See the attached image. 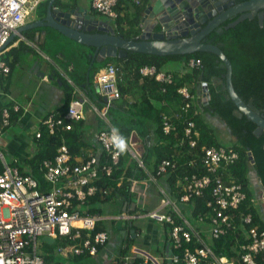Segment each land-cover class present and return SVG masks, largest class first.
<instances>
[{
  "label": "built area",
  "instance_id": "1",
  "mask_svg": "<svg viewBox=\"0 0 264 264\" xmlns=\"http://www.w3.org/2000/svg\"><path fill=\"white\" fill-rule=\"evenodd\" d=\"M131 1L136 5L142 3V0ZM41 2L42 0H0V48L9 42L13 33L26 24L27 17ZM118 2L119 0H91V5L96 12L110 21H115L118 18L116 10ZM5 49L0 51V55ZM189 65L198 67L202 65V61L191 59ZM8 72L10 66L1 59L0 76ZM141 73L155 76L157 80L166 84L173 82L172 75L167 70L157 72L155 67H144ZM123 81L122 67L108 63L94 75L96 94L103 98L102 107L93 100L90 101L78 89L79 94L71 100L65 114L56 115L52 112L43 120L51 134L73 130V122L84 119V106L89 103L91 110L99 114L108 125L103 130L91 133L94 145L100 146V153L91 151L83 161L74 163L73 160L77 156L72 154L70 146L64 141L59 145L56 156L43 162L42 183L31 174L21 172L17 167L6 166L0 171V264H46L44 248L49 246L44 239L46 236L60 244V252L67 250V254L71 252L73 255L87 253L94 256L107 244L110 238L107 230L84 234L85 230L93 232L103 218L100 214L83 213V207L89 197L98 192L104 195L107 193V188L101 187L99 181L101 182L103 177H111L121 162L123 152L115 147L113 138L124 137L112 125L108 112L114 102L121 97L120 83ZM179 93L187 100L184 106L182 105V110L188 111L193 106L195 95L187 87L179 88ZM164 116V132L170 134L177 131V125L172 124L165 113ZM10 117L9 110L4 109L2 128L10 125ZM194 128L195 122L188 121L185 136L191 147L197 145ZM35 135L41 137V131ZM124 140L127 145L124 152L128 160L120 179L126 178L131 183L130 191L136 194L138 199L146 194L150 185L156 186L162 198L153 209L141 213L136 212V209L134 212L128 210L118 219L133 221L148 218L169 224L171 230L168 250L171 252L172 247L177 252L174 251L166 257L168 264H257L255 256L264 253V231H259L256 227L249 229L245 242L240 245L242 254L238 263L232 262L225 255L216 254L213 250L215 239L236 228L231 211L237 209L247 196L243 184L234 180L227 183L225 180L227 170L240 158L232 146L203 147L201 160L206 173L201 174L199 168L195 172L183 173L175 185L182 190L181 196H177L176 199L175 196L168 195L159 180L163 177L167 179L170 172H175L179 168V163L163 159L153 172L145 163L143 158L145 145L136 133L132 132L129 139ZM185 141L183 138L181 143ZM102 156L106 158L105 162L102 161ZM133 160L138 168L147 174L146 177L141 179L134 176L126 177V171ZM194 163L192 160L186 165L191 166ZM141 184L146 188L140 190L138 186ZM207 189L211 191L207 207L212 211L208 222L209 240L196 231L190 220L191 217H195L198 222L203 223L206 222L205 216L198 214L188 217L179 206V203H187L195 197H202ZM252 219V213H248L244 215L242 221L251 223ZM193 237H196L198 243L194 247L191 245ZM145 255L141 264H156L155 259Z\"/></svg>",
  "mask_w": 264,
  "mask_h": 264
},
{
  "label": "trees",
  "instance_id": "2",
  "mask_svg": "<svg viewBox=\"0 0 264 264\" xmlns=\"http://www.w3.org/2000/svg\"><path fill=\"white\" fill-rule=\"evenodd\" d=\"M62 1L63 0H55V4L59 5ZM122 1L123 0H119L116 7L118 12V18L116 19L117 30L120 34L122 33L125 38H136L141 32L139 27V14L148 0H142V5H136L131 0H126L124 2L126 7L134 8L136 14L134 13V15H131L126 13L125 16H121L119 12ZM48 3L49 0H44L40 5H45L46 9ZM138 7L140 9L137 10ZM230 21L232 20L227 22ZM125 29L127 32L124 34ZM204 41L216 44L222 48L232 62L233 84L237 93L247 104L264 114V20L263 23H261L258 16L252 19H246L238 23L235 27L226 29L222 32H218L217 30L213 31ZM85 50L84 48L78 49L73 53L74 58L68 57V62L73 63V72L75 70L72 75L73 81L75 83L77 82L78 85L81 84L82 82H80L78 78L83 76V70L85 69V75L82 80L86 81L87 75L89 78L85 91L89 94L93 93L95 99L92 100L96 102L99 107H102L103 98L95 95L96 89L94 88L93 90L91 85L92 78L99 69L108 63H115L122 67L124 70V81L120 83L121 97L116 100L109 109L108 115L110 121L124 138L129 139L132 132H135L137 137L144 143L145 151L143 158L149 170L155 172L158 164L163 159L175 160L180 164L175 172L169 173L166 180L169 187L172 190L176 189L178 194L174 195L170 193L171 197L181 196L182 190L180 187H175V185L179 182V179L182 178L185 171L193 172L197 171V168H199L201 174L206 173V169L202 167L203 163L201 160L203 147L220 145L214 129L207 126L202 115L197 111V106H194V101H192L193 106L190 107L188 111L182 110V105L184 106L187 100L179 93V88L187 87L190 92L195 95L194 100L198 99V102L206 112L215 114L220 119L223 127L230 130L235 139L232 147L239 153L240 158L235 164L230 166L227 173H232V176H228L226 173L225 180L229 183L232 177L235 182L243 184L247 196L237 209L231 211L233 213L236 228L228 231L226 235L215 239L213 250L216 254L225 255L232 262L238 263L242 254L240 245L245 242L249 229L256 227L259 231H264V216L253 204L252 199L255 194L250 189L251 180L249 176L250 170H253L258 177L262 178L264 184V132L258 134V132H256L257 124L248 119L246 115L240 114L236 104L229 97L226 89L227 69L222 59L218 55L210 52L159 56L130 51L124 58L107 57L104 60V64L98 62L92 64V55H90V51L83 53ZM92 50H94V48ZM1 57L2 55L0 56V60L5 59ZM191 59H201L202 65L198 67L190 66L189 62ZM173 61L181 62L183 66L181 71L171 68V63ZM144 67H155L157 72L163 70L169 71L172 75L173 82L171 84H166L163 81L157 80L155 76L143 75L141 69ZM10 72L7 74H10ZM75 76H78V78ZM60 82H63V84L65 83L69 88L65 104L60 107V112L65 114L73 98V88L71 84L63 78H60ZM203 83H207L209 86L211 94L209 106L204 105L202 102L201 92ZM160 102H164V104L162 105ZM164 113L169 116V121L172 124L177 125V131L170 134L164 132ZM188 121L195 122L193 133L194 137L197 139L196 147H191L188 138L185 136V128ZM8 126L3 128L5 129ZM102 126L103 128L108 127L105 126L104 123ZM43 128L41 137H37L40 143H43V149L40 150L35 158L39 161H43L45 158L53 159L57 154L59 145L62 143L58 134L51 135L45 125ZM81 133L79 128L77 127L76 129L75 126V129L67 131L65 134L68 139L67 144L70 146L73 154L77 152L80 145L78 137ZM149 136H151V139L148 142ZM183 138H185L186 141L182 144ZM87 145L92 146L91 143H87ZM249 151L253 152L254 164H251V159L248 155ZM182 152L183 154H180ZM193 156L194 158H192ZM101 159L104 162L106 161L104 156H102ZM127 160L126 152H123L118 169L115 168L111 177H103L101 178V182L99 181L101 187L107 188V193L104 195L98 192L96 195L88 198L87 204L89 203V205H92V203L104 202L110 197L119 196V199L126 209L133 208L135 203L132 200L134 197L130 191L131 183L127 180L125 182L123 181L124 183L121 186L117 185ZM192 160L195 161V163L190 167L187 166L186 163L188 161L192 162ZM193 166H195V168ZM189 168L192 169L188 171ZM21 172L27 173L23 170ZM128 174L137 179L147 176L142 169L138 168L135 160L130 163ZM34 177H37L36 179L42 183V177L39 178V176L35 174ZM210 198L211 191L207 189L202 197H195L191 200V204L194 208V215L203 214L206 218V223L209 222L212 214L211 209L207 207V202ZM95 209L96 208L93 210ZM248 213H252V222L243 223L242 219L244 215ZM130 224L132 229L135 228L132 225V221ZM103 229L104 227L100 223L96 227L95 232ZM129 231L131 232V230ZM126 234L125 249H129L130 244L133 243L132 236L135 233L129 234L127 232ZM191 245L192 247L198 245L196 237H193ZM174 251L175 250L171 247V252ZM45 258L46 264H51L53 262L52 256L49 253L45 255ZM255 258L257 264H264V253L257 254Z\"/></svg>",
  "mask_w": 264,
  "mask_h": 264
},
{
  "label": "crops",
  "instance_id": "3",
  "mask_svg": "<svg viewBox=\"0 0 264 264\" xmlns=\"http://www.w3.org/2000/svg\"><path fill=\"white\" fill-rule=\"evenodd\" d=\"M125 1L126 0H123L120 5L121 8L119 9V12L121 16H125L126 13H129L131 15L132 14L134 15V13L136 14V10H134V8L126 7V4L124 3ZM148 1L146 2L148 3ZM140 5H142V3ZM57 6H64L66 10L80 7L82 9H85L89 14L96 15L98 19L109 20L105 16L99 14L93 9L91 5V0H63L62 3ZM138 9L140 8L138 7L137 10ZM32 14L33 13H31L27 17L26 24L39 20V19H35L34 17H31ZM113 26L116 29L117 33H120L117 30V24ZM32 29L33 28L26 30L27 32L26 31L23 32L21 36L16 35L7 45L4 52L1 54L2 55L1 58H5L4 60L10 66L11 72L10 74L7 73L1 74V79H0V130L2 129L1 130L2 132L0 134V171L3 170L6 166L17 167L21 171L23 170L28 174H32L33 177L34 174L36 176H39V178L42 177L43 180L42 166L46 158L43 161H39L35 159L38 153L40 152V150L43 149V143L42 144L40 143V140L37 139L35 134L38 131L42 132V130L44 129L43 120L50 113L53 112L56 115H62V112H60L61 111L60 107L64 106L65 104L66 95L69 88L65 85V83L63 84V82H60V78H63L64 80L69 82V84H71L73 88L72 100L77 97V95L79 94V90L83 92L90 101H92V97L87 91H85V88L87 87L89 80L88 75L86 81L82 80L85 75V71H86L85 69L83 70V76L81 78L75 76L76 78L80 79V82L82 83L78 85L77 82L76 84L73 81L72 75L75 72V70L73 72V63L68 62V57L74 58V54H73L74 51L73 50L70 51V49L68 48L69 51L71 52L68 54L64 50H59L60 47H57V49H55L54 46V43L59 39H68L70 41H75V40L65 36L64 34H62L61 32H59L54 28H53L54 30L49 28L48 30L42 31L40 28L37 27L36 29L39 30L30 31ZM126 32L127 31L125 29L124 34ZM56 34L58 35L57 37ZM44 46L50 49L51 53L48 55L51 56L52 59V61L46 63H43L45 61L42 60L41 58L42 55L40 53L41 50L42 51L44 50L43 49ZM89 49L90 48L86 49L83 53L90 51V55H92L94 50H92L91 52V49L90 50ZM44 53H46L47 55V52ZM30 55H31V59L34 60V62L27 63L26 61H24V58L27 57L28 59H30ZM62 57L66 58V60H63ZM33 63H35V65L32 67ZM20 64H22L21 68L24 73L25 81L21 80L19 84L14 85L12 81L13 71L16 66L20 67ZM182 67L183 66L181 62L173 61L171 63V68L173 69H178L179 71H181ZM40 71L44 73V76L39 75ZM92 82L94 84V77L92 78ZM160 104L162 103L160 102ZM4 109H8L11 115L10 126L6 127L5 129L2 128ZM84 113H85L84 119H82L81 121H74V129L76 126V129L78 127L79 131L82 132L81 135L78 137V139L80 140V145L78 147V150L77 152H75V154L72 153L73 155L77 156V158L73 160L77 163L83 161V159H85L87 157V154L91 153V151L93 153H100L101 151L100 146L97 144L96 146L94 145L93 135H91V133L105 129V128L101 129L100 127H98L99 120L93 114V111L91 110L89 103L85 104ZM220 124L222 127V132H221L222 138L228 142V143H223L222 140L218 138L220 145L232 146L235 139L233 138L230 130H228L226 127H223V124L221 122ZM66 133L67 132L65 131H61L55 134H51L49 132V134L51 135L58 134L61 138L62 143L64 141L67 143L68 139L66 138L65 135ZM87 143L88 144L92 143V146L87 145ZM180 154H183V152ZM192 158H194V156ZM251 164H253L252 161ZM126 165L127 163L124 165V169ZM178 165L180 166V164ZM193 167L195 168V166ZM192 168H189L188 171ZM229 169L227 171H229ZM128 170L126 171L125 175L126 177H131L128 174ZM227 175L232 176V173L229 174L227 173ZM249 176L251 180L250 189L255 194V196L252 199L253 204L255 208L264 216V201L261 194L262 193L261 189L259 187V182H258L259 177L254 173L253 170H250ZM166 180L167 179L163 177L159 181L166 188L168 195L170 196L171 195L170 193H173L174 195H178L174 189L172 190L169 187ZM230 180H234V178L231 177ZM123 181L125 182L127 181V179L125 178L123 180L119 178L117 185L121 186L124 183ZM149 188H153L155 189L156 192H158L157 198L159 195V203H160V199L162 198V195L159 192V190L156 188L155 185H150L148 189ZM132 195H136V194L132 193ZM145 197L147 199L148 194H145ZM134 203L135 205L133 206L134 207L136 206L135 208L136 212H139L140 210L144 212L145 209L147 211L156 207V206L152 207L147 205L138 207V202L134 201ZM181 204L185 205L184 206L185 209L182 208V210L186 215H188V217L194 215V212H191V210L194 211L191 201ZM92 205L86 203V205L83 207L84 209L83 213L90 212L93 214H98L97 209L93 210L94 208L92 207ZM122 208L124 212L128 210L129 211L131 210L132 212L135 211L133 208L126 209V207L124 206ZM231 214L233 217L232 212ZM140 219L142 220L140 223H136V220L132 221L133 227L136 228L135 234H137V236L135 237L134 236L135 234L132 236L133 243L130 244L129 249H125V238L127 236L126 234L127 232L129 234L133 233L129 231L132 229V227L130 226L131 221L129 222L128 220L121 219V225H120L121 231L119 232L120 237L111 236V234H109L110 238L107 244L105 246H102L99 252L94 256H91L87 253L82 255H73L70 252L71 254L70 253L67 254L66 259H63L62 261H57L56 256L62 252L59 251L60 244L58 245L57 242L51 244L48 247L45 246L44 253L45 255L49 253L52 256L53 262L51 264H141L144 261L142 259L144 256H146L145 254L150 255L151 258L155 259L157 261L156 264H168L169 262L166 260V257L172 253L169 251L170 250L169 236H170L171 226L169 224H165L162 222H160L161 225L158 226L156 224V222L158 221H152L151 219L148 218H140ZM190 220L196 231H199L204 238L209 240V230H210L209 224L206 222L203 223L198 222L195 219V217H191ZM101 222L102 221L98 222L96 227ZM123 231H126V233H123ZM94 232L95 230L93 232L92 230H85L84 234L87 233L92 234ZM64 244L66 245V243Z\"/></svg>",
  "mask_w": 264,
  "mask_h": 264
},
{
  "label": "water",
  "instance_id": "4",
  "mask_svg": "<svg viewBox=\"0 0 264 264\" xmlns=\"http://www.w3.org/2000/svg\"><path fill=\"white\" fill-rule=\"evenodd\" d=\"M44 18L21 26L9 42L18 34L35 27H51L76 42L94 48L92 64L107 57L124 58L130 51L159 56L185 55L194 52H210L218 55L226 66V89L240 114L257 124L258 134L264 132V114L247 104L233 84V65L222 48L204 40L215 30L222 32L238 23L258 16L264 20V0H149L140 13L141 32L136 38H125L117 33L111 21L98 19L80 7L65 9L49 0ZM232 20L230 22H227ZM8 42V43H9ZM0 48V51L7 47ZM39 68V66H38ZM44 76L43 72H39ZM211 94L207 83L202 84V102L209 106ZM151 136L148 137V142ZM254 164L252 151L248 152ZM264 201V184L258 179ZM140 190L142 189L138 186ZM135 209V208H133ZM131 232L136 233L135 228ZM126 233V231H123ZM135 237L137 234L134 235ZM48 243L54 239L46 236Z\"/></svg>",
  "mask_w": 264,
  "mask_h": 264
},
{
  "label": "rangeland",
  "instance_id": "5",
  "mask_svg": "<svg viewBox=\"0 0 264 264\" xmlns=\"http://www.w3.org/2000/svg\"><path fill=\"white\" fill-rule=\"evenodd\" d=\"M45 11H46L45 5H40L37 9L33 10V12H32L33 14L31 17H34L35 19H42L46 15ZM112 24L116 25V21H112ZM36 28H33L32 30L33 31L39 30ZM38 28H40L42 31H44V30H48L51 27H43L42 26V28L41 27H38ZM51 29L54 30L53 28H51ZM57 36L58 35L56 34V37ZM54 46H55V49H57V47H60L59 50H64L68 54L71 53L70 51H72V50L74 52H76L78 49H81V48H84V49L91 48V51L93 49L90 46L80 45V44H78V42L70 41L68 39H59L58 41H56L54 43ZM68 48L70 49V51ZM43 49H44L43 50L44 52H47V55H46V53H44L42 50H41V52L39 51L42 55L41 56L42 60L45 61L43 63L52 61L51 56L48 55L51 53L50 49L47 48L46 46H44ZM62 59L66 60V58H64V57H62ZM24 61H26L27 63L28 62H34V60L31 59V55H30V59H28L26 57V58H24ZM95 62H98V61H95ZM98 63L104 64V61L98 62ZM34 65H35V63L32 64V67ZM96 65H97V63H96ZM21 67H22V64H20V67L16 66L14 71H13L12 81H13L14 85L19 84L21 82V80L25 81L24 73H23V70ZM92 85H93V90H94L95 84H93V82H92ZM95 95H97L96 90H95ZM90 96L92 97V99H95V96L93 93H90ZM194 106H197V111L202 115V118L206 122L207 126H210L211 128L214 129L218 138H220L223 143H228L227 141H225L222 138V134H221L222 127L220 124V122H221L220 119L215 114L206 112L203 109V107L201 106V104L198 102V99L194 100ZM93 114L99 120L98 127L103 129V126H102L103 123L105 124V126H108L107 123L104 121V119H102V117L99 114H97L96 112H93ZM140 186L142 189L146 188V186L144 184H141ZM157 193L158 192H156L155 189L149 188V189H147V193H146V194H148L147 199H146L145 195H141V197L139 199L137 198L136 195H133L134 198L132 200L138 202V207L145 206V205L155 207L159 203V195L157 198ZM179 206L181 208L185 209L184 208L185 205L179 203ZM92 207L96 208L98 211V214H100V216L103 218L101 224L104 227V229L107 230L111 234V236L120 237L119 232L121 231L120 230L121 219H118V217L124 213L121 200L118 197H110L108 200H106L104 202H96L95 204L92 205ZM139 212L141 213L142 210H140ZM135 220H136V223H140L142 221L141 219H135ZM156 224L158 226L161 225L160 222H156ZM39 245H42V244L39 243ZM66 252H67V250H63L60 254H58L56 256V260L62 261L63 259H66L67 258Z\"/></svg>",
  "mask_w": 264,
  "mask_h": 264
},
{
  "label": "clouds",
  "instance_id": "6",
  "mask_svg": "<svg viewBox=\"0 0 264 264\" xmlns=\"http://www.w3.org/2000/svg\"><path fill=\"white\" fill-rule=\"evenodd\" d=\"M42 2H43V0H42ZM41 2V3H42ZM40 3V4H41ZM40 4H39V6H40ZM38 6V7H39ZM37 7V8H38ZM9 73V72H8ZM0 78H1V76H0ZM202 93V92H201ZM201 98H202V96H201ZM113 142H114V144H115V147L120 151V152H124L125 150H126V147H127V145H126V142H125V140H124V138H122V137H120V136H115L114 138H113ZM53 243H55V242H53ZM53 243H49V245H51V244H53Z\"/></svg>",
  "mask_w": 264,
  "mask_h": 264
}]
</instances>
